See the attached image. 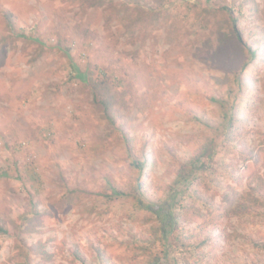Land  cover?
<instances>
[{"label": "rangeland", "instance_id": "rangeland-1", "mask_svg": "<svg viewBox=\"0 0 264 264\" xmlns=\"http://www.w3.org/2000/svg\"><path fill=\"white\" fill-rule=\"evenodd\" d=\"M227 7L260 56L242 75L241 135L221 144L230 109L215 99L228 106L248 60ZM210 138L215 161L174 191L179 245L194 248L164 262L264 264L249 243L264 240L260 214L228 215L251 187L264 194V0H0V264H82L74 251L149 264L164 249L156 217L110 188L135 187L147 155L144 189L168 207Z\"/></svg>", "mask_w": 264, "mask_h": 264}, {"label": "trees", "instance_id": "trees-1", "mask_svg": "<svg viewBox=\"0 0 264 264\" xmlns=\"http://www.w3.org/2000/svg\"><path fill=\"white\" fill-rule=\"evenodd\" d=\"M224 10L229 17L230 25L233 32L240 41L239 42L240 45H242L248 53V60L242 66L241 70L239 71L236 77V82H237L236 91H234L233 95L231 96V100H229V104L231 103V106H229V104L227 106L226 100L215 99L222 108H224L225 110L230 109L229 112L226 111L227 113L225 112L226 114H224L225 116L224 122L219 123V126L223 128L222 129L223 136L221 137V139L225 137V138H229V140H236L241 135V132L236 125L237 119L234 110H236L237 101L239 99V93L241 92L243 86L242 75L244 74V71L247 69V67L259 58L260 50L259 48H256L253 45L248 44L249 42L247 40H244L243 34L241 32L240 16L236 14L235 10L233 8H228V7L225 8ZM255 81L257 82V80ZM256 85L257 83H255V86ZM96 97L99 98L100 95L97 93ZM102 104H104L105 106L104 107L105 111H108L110 107L109 102L104 101ZM106 117L108 118L109 121L111 122L113 121V119L110 116L109 117L106 116ZM214 127L216 126H211V128ZM223 141L224 139L222 140L221 144L223 143ZM221 144L217 142L214 138H210L198 155H196L194 158H189L188 160L182 161L180 168L177 171L176 179L174 182L176 188L172 191L173 194H170V199L172 200H171V204H169L168 207L165 206L166 203L156 204L154 202H150L149 195L148 193H146V190L144 189V183L142 182L141 179L145 178L148 170L153 168L155 164L154 162L153 163L151 162L150 158L147 155H144L142 157V160L137 158L132 160L131 168L139 172V177L137 178V185L135 187L131 188L128 192L118 190L115 188H110L112 192L108 194L109 199L111 198L112 200H128L130 202L133 201L135 203V206L147 212H151V214L156 217V220L158 222L156 233L159 232L160 236H157L155 240H160L162 242L164 249L161 251V255L155 256V258L152 259L151 262H149V264H165L164 261L171 256L170 253L171 254L173 253L174 255L176 249L173 248L175 247L184 248L183 251L181 252H184L186 250L187 251L193 250L194 248L193 245H189V246L187 244L179 245V242L182 240L181 235L183 234L182 233L183 223H182V214L178 213L177 208L178 206H182V199L181 198L179 199L178 194L176 193L174 194V191H176L177 187L181 185H184L185 190L189 191L197 182V180H200V174L204 172L205 166L208 163L215 161L216 155L218 154V149L220 148ZM198 194L200 195L198 199L203 197L201 196L200 191ZM255 213L260 214V218H261L260 224L264 225V194H260L258 189L251 187L250 190L246 191L237 198L235 205L229 211L228 215L236 214L237 216L241 217V216H253ZM0 229L4 231L2 227H0ZM175 234L178 235L172 240L171 243V237ZM249 243L253 245L254 249L260 251L261 253L262 252L264 253V240L256 241L253 240V238H251ZM205 244L206 242H203L202 245L205 246ZM72 255L75 257V259L77 258L78 261L82 264H93L91 259H88L85 256L81 255L79 251H74ZM96 258L102 259V256L100 255L99 252H97Z\"/></svg>", "mask_w": 264, "mask_h": 264}]
</instances>
